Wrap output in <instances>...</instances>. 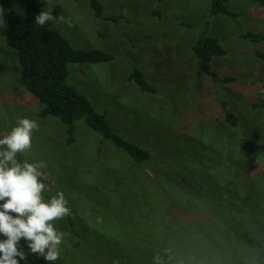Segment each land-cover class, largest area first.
Segmentation results:
<instances>
[{
	"label": "rangeland",
	"instance_id": "374dc122",
	"mask_svg": "<svg viewBox=\"0 0 264 264\" xmlns=\"http://www.w3.org/2000/svg\"><path fill=\"white\" fill-rule=\"evenodd\" d=\"M54 2L53 16L70 18L73 27L49 21L52 30L76 50L111 56L99 64H68L67 84L118 137L151 157L136 165L83 120L68 145V128L42 117V106L17 85V52L6 44L7 27L0 28V138L18 118L38 122L31 150L17 159L46 162L42 196L47 201L63 192L72 213L52 222L67 234L57 264H154L162 247L172 252L171 264H228L214 250L215 243L225 245L213 217L219 209H232L237 227L264 241V154L251 159L253 148L264 145V107H256L264 104V41L243 38L264 33V7L230 0L231 17L210 15L211 0H97L98 18L88 0ZM30 3L45 9L44 0H0L5 11L20 14ZM201 38L218 41L225 55L210 66L231 82L197 75L193 48ZM134 70L151 93L129 80ZM229 191L248 199L231 206ZM201 246L209 250L202 253ZM19 247L28 255L23 238ZM255 254L234 263L264 264V254Z\"/></svg>",
	"mask_w": 264,
	"mask_h": 264
},
{
	"label": "trees",
	"instance_id": "16d2710c",
	"mask_svg": "<svg viewBox=\"0 0 264 264\" xmlns=\"http://www.w3.org/2000/svg\"><path fill=\"white\" fill-rule=\"evenodd\" d=\"M229 1L211 0L210 15L235 17V14L226 10V4ZM88 2L96 17L100 18L102 16L100 4L97 0H88ZM255 2L264 7V0H255ZM40 12V9L30 3L25 14L15 11H5L4 14V19L7 22L5 41L9 47L17 52L18 63L21 67L17 85L23 87L42 106L40 112L42 117L58 118L68 128V145L74 141L75 123L83 120L89 128L100 134L103 139L111 142L128 155L136 165L149 161L151 157L147 150L118 137L112 131L105 117L95 112L89 101L67 84L68 64H99L109 62L111 56L99 50L83 51L74 49L67 39L50 28L51 23L49 21L43 26L35 24V17ZM109 19L114 23L119 20L118 17ZM243 38L258 43L264 41V33L258 35L245 34ZM193 51L197 60L198 76L207 75L216 83L231 82L228 78H221L210 66L213 57L225 55L218 41L211 38H201L194 46ZM129 80L134 81L141 91L149 93L153 91L138 70L131 73ZM258 106L264 107V104L256 107ZM225 118L231 125H236V119L232 114L227 113ZM261 154H264V145H257L252 150L251 159L255 160ZM228 194L230 197H227V201L230 202L231 206L241 202L245 203V200L248 199L246 195L239 193L229 191ZM232 214L234 212L230 208L226 210L219 209L214 214L213 217L218 225L216 234L224 240L225 244L215 243L214 250L222 256H226L230 260V262H227L228 264H235L234 261L236 260L237 262L238 260H247L245 256L256 255L257 252L264 254V244L260 243L264 241L255 234L242 232L230 219ZM67 225L70 227V232L76 234L74 229L76 225L72 221H68ZM261 229L263 230V228ZM259 231L260 234L262 231ZM183 249H187V247L183 246ZM198 250L206 253L209 247L206 246V249H204L201 246ZM171 253L170 250L162 247V251L156 256L162 259L161 264H171L170 258H173ZM191 253H187L189 257ZM27 256L29 264H48L43 257L30 252ZM51 264H57V260L51 262Z\"/></svg>",
	"mask_w": 264,
	"mask_h": 264
},
{
	"label": "clouds",
	"instance_id": "9594fccd",
	"mask_svg": "<svg viewBox=\"0 0 264 264\" xmlns=\"http://www.w3.org/2000/svg\"><path fill=\"white\" fill-rule=\"evenodd\" d=\"M45 9L35 17V24L48 21L65 23L73 27L70 18L53 16L54 0H44ZM5 9L0 6V28H6ZM39 124L28 118H18L16 126L0 138V264H19L28 256L19 247L23 238L29 252L51 264L61 253L60 245L66 233L58 231L53 221L70 216L69 202L63 192H56L49 200L42 193L47 190V179L42 169L46 162L18 161V154L30 151L32 136ZM19 258V259H17ZM154 264H161L159 257Z\"/></svg>",
	"mask_w": 264,
	"mask_h": 264
}]
</instances>
